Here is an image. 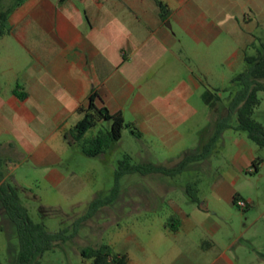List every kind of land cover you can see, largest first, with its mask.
Wrapping results in <instances>:
<instances>
[{
	"label": "crops",
	"instance_id": "1",
	"mask_svg": "<svg viewBox=\"0 0 264 264\" xmlns=\"http://www.w3.org/2000/svg\"><path fill=\"white\" fill-rule=\"evenodd\" d=\"M158 1L168 6L165 17ZM229 1H23L11 13L10 31L0 40V147L7 143L11 149H24L37 165L58 162L48 141L61 137L68 144L65 132L80 119L78 108L96 92L97 103L120 111L139 135L157 138L168 149L179 142L180 160L199 153L227 107L219 112L220 99L215 103V96L206 93L210 89H202L200 75H183L187 66L182 38L211 44L222 32L203 8L223 9ZM245 54L239 47L230 56L242 61ZM5 76L7 92L1 85ZM17 84L27 93L25 99L14 93ZM231 124L221 137L230 133L237 147V172L217 174L211 185L218 201L229 204L189 206L182 194L180 205L169 200L172 223L169 227L165 222V233L180 242V259L173 264H264V154L247 133L234 128L237 123ZM106 152L100 154L104 159ZM238 172L244 179L240 190L234 188ZM47 178L58 183L64 175L52 169ZM235 195L249 203L246 209H236ZM9 230L12 224L0 203V253L11 244L15 264L18 251L10 243Z\"/></svg>",
	"mask_w": 264,
	"mask_h": 264
},
{
	"label": "rangeland",
	"instance_id": "2",
	"mask_svg": "<svg viewBox=\"0 0 264 264\" xmlns=\"http://www.w3.org/2000/svg\"><path fill=\"white\" fill-rule=\"evenodd\" d=\"M203 9L208 19L215 20L222 34L211 44H196L187 37H181L185 41L182 56L187 66L183 75H200L204 81L202 89L208 88L220 95L218 106L221 112L240 88V84L233 81L234 76L247 68L244 60L231 59V52L241 47L246 53L255 54L257 49L254 43L259 47L261 43L264 44V0H231L223 9L213 10L211 5ZM180 32L186 31L180 27ZM250 41L253 43L250 44ZM1 85L4 91L10 90L7 76L1 78ZM259 97L261 103L255 109L254 118L264 125V91L259 92ZM231 123H237L236 114ZM97 130L98 127L93 128L92 132L96 133ZM229 135L227 133L221 137L205 158L181 173L136 172L121 177L118 198L81 223L76 236L46 252L41 264H90V260L82 255V250L103 244L126 253L129 259L136 262L132 264L175 263L176 258L180 259L177 253L180 242L170 239L164 229L165 222L169 221V227L172 223L168 219L171 214L169 200L173 199L180 205L182 194L185 204L189 206L229 204L218 201V197L211 192L217 174L229 169L237 172L233 161L237 147ZM7 137L2 135L3 139ZM60 138L48 141L51 151L60 160L43 165H37L24 149H11L7 143L0 147L8 182L19 192L32 220L43 222L52 232L68 229L71 233L75 220L88 211L92 201L110 194L115 185L119 160L124 154H131L137 163L166 167H174L180 161L179 142L178 147L168 149L159 139L134 134L129 127L123 129L121 139L108 149L105 159L102 155L88 156L83 152L82 144L71 146ZM186 141L189 142V137H186ZM257 148L264 154V148ZM10 161L19 162L20 165L13 167ZM52 169L61 171L64 175L62 181L54 183L47 178V173ZM243 182L239 173L234 188L240 190ZM188 185L192 186L189 192ZM192 195H196L198 200L193 201ZM234 206L238 210L246 209ZM234 222L240 223V219H234ZM11 224L13 230H9L8 237L18 251L17 228L12 221ZM236 248L240 251L239 244ZM12 254L13 246L10 244L0 253V261L11 264Z\"/></svg>",
	"mask_w": 264,
	"mask_h": 264
},
{
	"label": "trees",
	"instance_id": "3",
	"mask_svg": "<svg viewBox=\"0 0 264 264\" xmlns=\"http://www.w3.org/2000/svg\"><path fill=\"white\" fill-rule=\"evenodd\" d=\"M23 1L25 0H0V40L10 31L11 13ZM158 4L162 17H165L168 11L167 4L163 1H158ZM254 48L257 49L255 54H245L244 61L247 68L233 78L234 82L240 84V88L234 93L226 113L218 120L213 135L202 150L197 154L186 155L174 167L137 163L133 161L130 154H124L119 160L115 172V185L110 194L104 198L94 199L88 211L75 220L71 233L68 229L52 232L43 222L32 220L29 209L23 203L19 192L5 179V161L0 158V203L8 219L15 224L19 239L15 264H41V259L46 252L76 236L81 223L92 218L102 207L113 203L118 198L121 191L120 179L124 175L136 172L141 174L181 173L191 163L205 158L220 139L223 131L232 127L231 120L234 114L237 115V125L234 128L245 131L250 140L264 148V125L254 118L255 109L261 103L259 92L264 91V44L261 43L259 47L254 43ZM22 87L21 84H17L14 93L20 99H25L27 93L21 91ZM206 93L215 96L213 100L215 103L219 101L218 93L211 90H207ZM97 97L96 92L90 94L88 104L78 108L80 119L64 134L69 145L82 144L83 152L93 157L105 153L113 143L118 142L125 127L131 128L134 134H139L134 123L126 121L120 111L112 112L106 106L99 105L96 101ZM96 127L98 130L93 133L92 129ZM191 188L192 186L188 185V192ZM197 198L196 195L191 196L193 201H197ZM238 199V195H235L233 198L235 205ZM82 255L90 260V264H130L126 253L115 251L109 244H103L97 248H85L82 250Z\"/></svg>",
	"mask_w": 264,
	"mask_h": 264
},
{
	"label": "built area",
	"instance_id": "4",
	"mask_svg": "<svg viewBox=\"0 0 264 264\" xmlns=\"http://www.w3.org/2000/svg\"><path fill=\"white\" fill-rule=\"evenodd\" d=\"M237 205H239L241 208L248 207L249 203L246 200L238 199Z\"/></svg>",
	"mask_w": 264,
	"mask_h": 264
}]
</instances>
